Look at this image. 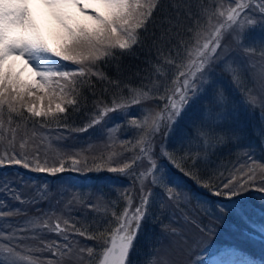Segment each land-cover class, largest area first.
Listing matches in <instances>:
<instances>
[{
	"label": "snow or ice",
	"instance_id": "6c2138e0",
	"mask_svg": "<svg viewBox=\"0 0 264 264\" xmlns=\"http://www.w3.org/2000/svg\"><path fill=\"white\" fill-rule=\"evenodd\" d=\"M32 2L0 0V167L18 165L53 176L66 168L91 170L87 159L82 163L77 158L80 152H65L51 141L48 148L58 163L49 167L47 158L41 163L48 137L37 131V126L52 131V124L68 129L69 110L80 111L84 88L100 83L104 92L111 86L119 94L110 106L97 100L89 123L72 131L107 127L113 113L127 116L132 107L160 103L128 120L134 137L120 142L122 151L99 156L106 171L130 181L116 190L115 199L101 192L93 203L73 192L60 212L37 208L39 215H29L25 205L55 200L59 206L64 194L43 186L25 199L10 184L2 185L19 206L0 201V264H42L35 254L45 252L50 256L43 264H204L202 257L191 259L190 230L214 234L230 215L247 223L244 201L238 198L250 192L264 204V160L256 158L254 145L243 151L246 164L230 170L212 167L213 156L224 148H240L247 139L242 113L259 121L253 134L264 149V37L252 35L264 32V0H37L62 30L55 46L40 35ZM229 36L231 42H226ZM137 50L146 51V67H136L139 83L133 86L118 78L119 62L133 55L139 60ZM16 61L23 67L17 68ZM113 62L117 78L102 67ZM24 68L33 80L20 79ZM112 131L107 127L109 137ZM161 136L165 141L174 138L175 144L158 147ZM95 167L101 170L99 163ZM172 169L197 189L225 201L211 213V227L204 223L209 202L191 185L178 183ZM75 206L92 213L91 221L65 217L64 210L71 212ZM13 217L25 219L13 223ZM146 222L158 224L159 235L148 254L134 261ZM260 232L264 234V225ZM46 234L57 239L47 240ZM76 237L94 243L81 244Z\"/></svg>",
	"mask_w": 264,
	"mask_h": 264
},
{
	"label": "trees",
	"instance_id": "16d2710c",
	"mask_svg": "<svg viewBox=\"0 0 264 264\" xmlns=\"http://www.w3.org/2000/svg\"><path fill=\"white\" fill-rule=\"evenodd\" d=\"M40 35L47 40L50 44L55 46L61 36H49L42 27L40 22ZM226 42H231V37L227 38ZM136 55L140 56L137 60L136 56H125L120 60L121 73L119 74V79L124 82H130L133 86L139 83V80L135 77L136 67L140 68L146 67L144 59L146 58V51L137 50ZM259 59V57H256ZM69 63V62H65ZM77 66V65H76ZM78 67V66H77ZM103 70L113 78H117L116 64L109 63L107 65H102ZM227 80V78L225 77ZM95 80V78H93ZM228 86V85H227ZM104 85L97 83L94 88L89 90L84 88L83 95L81 97V107L80 111L69 110L67 123L69 125L68 129H56V125L52 124V131L48 129H40L37 126V131L41 136L47 135V139L44 141V148L41 150V163L47 158L48 166H53L54 163H58L56 159L55 152L48 148L49 141L55 146L57 144L62 145L65 152H80L78 159L83 161L87 159L88 168L91 170H85L81 172H74L66 170L63 173L57 174L55 176L32 172L28 169H24L18 165L0 167V201L4 198L8 201V195L5 193L2 185L8 183L14 190H18L25 199L34 195L36 190L40 187L47 186L49 190L56 193H63L62 203L57 206L55 200L48 203H40L35 207L30 205H25L28 208L29 215H39L37 208L41 211L49 212L52 208H55L57 212L63 209V202L66 201L68 197L71 196L73 192L80 193L85 199L90 198V202H95L96 196L101 192L104 193L108 200H113L117 197V189L121 186L129 185L130 181L124 176L118 174L109 173L106 171V165L103 161L99 160L101 153L105 156L111 151L120 152V142L126 139H132L133 135L124 136L123 138H118L114 142H109L105 138L106 128L108 125L117 119V117H126L129 120L131 117L129 115L125 116L121 113L111 114V119L106 121L107 127L105 125H100L95 128H89L87 132L72 131V129H79L89 123L91 114L95 107V102L97 100L102 101L104 104L111 105V101L114 95H118V90L109 86V91L104 92ZM127 93L125 92V95ZM42 95V93H40ZM84 97L87 98L86 104L84 102ZM28 97H26V100ZM38 103V102H37ZM45 104L47 101L44 102ZM160 102L152 101L145 105H139L127 109L126 112L130 113L137 107L146 106L148 108L156 107ZM246 118V133L247 139L242 143L240 148H224L217 155L212 157V167L216 168L220 165L221 168L232 169L233 166L240 164H246L248 161L243 155V151L247 148V145L252 144L256 148V158L258 160H264V149L260 144V138L253 134V125L259 126V121L255 119H250L246 113H243ZM124 123V120H123ZM103 129V135L101 131ZM131 131V130H130ZM179 132H177V136ZM59 138V139H57ZM111 143L112 148H106V145ZM161 143L167 144L170 148L175 144V139L172 138L168 141L163 140V137H157V146ZM4 145L0 144V151L3 150ZM47 153V156L44 155ZM125 156L131 155V153H124ZM101 165V170H96L95 163ZM71 166V161H67V167ZM170 167V166H169ZM173 176L178 183H187L191 185L193 190L200 194L201 199L207 200L208 205H205L209 210V215L204 217V223L211 227V213L215 212V206L217 204L225 203L222 198L213 197L207 193L204 189H197L192 182L183 177L181 173L172 169ZM227 175V172L225 173ZM60 198L59 196L57 197ZM242 199L245 204V211L247 214L248 222L245 223L241 221L238 217L229 216L227 222L223 225H218L214 229V234H205L197 231L195 228L191 229L189 232V247L191 248L192 256L191 259L197 257L201 251H216L220 246L226 244H236L239 248L250 252L253 255H259L261 258L260 264H264V234L260 232L261 225H264V204L259 203L258 196L255 193H248L246 196L238 198ZM16 206L18 203L15 201ZM12 207H16L10 205ZM64 215L70 219H79L81 223L85 220L91 221L92 213L88 212L81 206H75L71 212L64 210ZM24 217H13L9 218L11 222L17 223ZM2 223V222H0ZM159 235V225L151 222H146L143 227V232L137 241V251L132 254V259L134 261L142 259L148 254L149 247L155 242L156 237ZM45 239L52 240L57 239L54 234H46ZM79 239L81 244L92 245L93 241H86L81 237H76ZM36 243V242H32ZM35 255L40 256L41 261H44L45 257L50 256L49 253H36ZM179 259L183 261L184 256H180Z\"/></svg>",
	"mask_w": 264,
	"mask_h": 264
},
{
	"label": "rangeland",
	"instance_id": "374dc122",
	"mask_svg": "<svg viewBox=\"0 0 264 264\" xmlns=\"http://www.w3.org/2000/svg\"><path fill=\"white\" fill-rule=\"evenodd\" d=\"M33 12L34 14V20L38 25V31L40 30V22L42 23L43 29L46 31V34L51 36H62V30L58 24V22L55 20L54 17H52L49 13V10L42 7L41 5H38ZM254 37H264V32H260L259 30L252 33ZM61 63H64L63 61ZM17 68L23 67L22 61H16ZM71 68H75L71 65H69ZM20 79L24 81H31L34 79L32 72L28 68H24V71L20 75ZM224 84L227 87V80L224 78ZM35 91V90H33ZM36 95H40V93H36ZM239 97H237V100ZM148 108L146 106L137 107L134 110H132L130 113H128L129 117H139L141 116L142 109ZM241 117H245L243 113L241 114ZM124 120V123H123ZM243 123L246 125V118L241 119ZM108 127L113 128V131L110 134L107 132L105 133V138L109 142H114L118 138H123L124 136L133 135V131H130V128L128 126V120H126V117H117L115 121H112ZM5 203L8 205L16 206L14 200H7L3 199ZM19 206V205H18ZM22 218L20 222L23 221ZM198 257H202L204 260V264H212L213 261L216 260H247L250 261L251 264H260L261 258L259 255H253L248 251H245L244 249L239 248L236 244H226L220 246L216 251H201L200 254L197 255L196 258L193 260H196ZM43 264V261H42Z\"/></svg>",
	"mask_w": 264,
	"mask_h": 264
}]
</instances>
